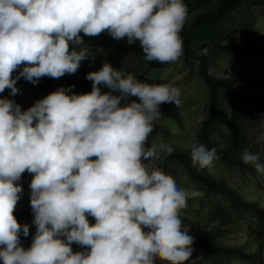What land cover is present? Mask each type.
Instances as JSON below:
<instances>
[{
    "label": "clouds",
    "instance_id": "obj_1",
    "mask_svg": "<svg viewBox=\"0 0 264 264\" xmlns=\"http://www.w3.org/2000/svg\"><path fill=\"white\" fill-rule=\"evenodd\" d=\"M187 15L184 0H0V93L7 88L15 96L20 78L35 85L45 76L75 74L85 59L94 61L81 33L126 37L129 45L140 42L147 61L176 62ZM86 79L91 92L61 86L25 111L0 98V260L196 264L199 257L190 259L195 238L179 215L187 193L155 166L173 148L146 146L160 105L180 107L179 89L125 77L108 62ZM190 155L194 166L213 172L215 148L193 144ZM241 159L264 174L258 154L245 150ZM26 171L33 174L36 227L27 249L21 233L27 237L29 225L13 214ZM73 243L84 250L74 252Z\"/></svg>",
    "mask_w": 264,
    "mask_h": 264
},
{
    "label": "trees",
    "instance_id": "obj_2",
    "mask_svg": "<svg viewBox=\"0 0 264 264\" xmlns=\"http://www.w3.org/2000/svg\"><path fill=\"white\" fill-rule=\"evenodd\" d=\"M184 3L188 15L180 33L183 54L179 60H182L190 75L196 74L202 80L207 93L206 113L198 124L195 141L209 150L215 148L216 160L222 164L238 168L242 173L253 174L258 187L264 190V174L258 173L252 165L244 164L241 159V154L247 150L258 154L260 162L264 163V140L259 139L264 136V83L251 72L221 77L209 72L210 66L220 59L232 62L244 59L255 63L264 61V48L245 38L253 18L264 12V0H184ZM130 46L136 60L132 66L118 70L125 77L132 74L149 84L164 83L165 63L147 61L139 41ZM98 70L80 66L75 74H65L58 79L45 76L35 85L20 78L16 83L19 92L12 96L11 90L6 88L0 93V98L12 99L16 103L23 101L31 107L36 100L61 86H74L72 91L78 94L91 92L92 82L86 79V75ZM16 74L14 72L13 76ZM246 83L248 87L240 89ZM101 91L107 92L109 89L101 86ZM131 99L139 102L138 98ZM155 134L168 137L171 131L160 120L148 137ZM190 152L191 148L173 149L171 155H161L156 167L175 180L176 170L180 167L182 173L195 182L206 196L219 198L209 211L212 225L204 231H189V235L195 238L191 259L203 256L217 264H234V261L264 264V207L247 199L227 180L215 177L198 165L194 166ZM235 213L249 214L254 222L252 232L256 249L253 252L241 246L229 245L224 240L226 225ZM13 214L19 224L29 225V235L24 237L21 233V245L27 249L36 232L32 224L34 214L31 206ZM88 220L90 224L95 223L93 217L89 216ZM71 247L74 252L84 250L75 243ZM0 264H3L2 260ZM155 264L166 263L156 260Z\"/></svg>",
    "mask_w": 264,
    "mask_h": 264
},
{
    "label": "rangeland",
    "instance_id": "obj_3",
    "mask_svg": "<svg viewBox=\"0 0 264 264\" xmlns=\"http://www.w3.org/2000/svg\"><path fill=\"white\" fill-rule=\"evenodd\" d=\"M252 24L245 33L248 41L258 43L264 48V12L253 18ZM85 45L89 46L95 55V60L90 58L81 62L82 67L90 69H100L105 62L110 63L113 68L120 69L132 66L136 60L131 53V46L126 44L127 38L120 40L113 39L108 33H101L98 36L89 37L81 35ZM75 47V46H70ZM209 72L214 75L229 76L232 74H242L251 72L258 75L264 83V61L255 63L249 60L229 61L227 59L216 60L209 68ZM164 83L172 84L179 89V99L181 105L178 108L175 103H165L160 105L161 116L153 122V126L162 120L164 125L171 131V135L163 137L155 134L148 137L146 146L167 144L173 149L191 148L195 141V133L198 124L206 113L207 93L205 85L196 74L190 75L189 70L183 65L182 60L165 63V73L163 74ZM248 84H244L240 89H245ZM59 88V87H58ZM252 91V88H249ZM264 91V90H263ZM21 110L29 108L28 103L18 102ZM156 162L155 166L157 165ZM213 172L215 177L227 180L237 191L247 199L256 201L264 207V190L257 185V179L253 174L242 173L238 168L226 166L214 160ZM180 167L176 170V181L178 187L187 193L186 207L180 210L179 215L182 220L183 228H188L190 232L204 231L212 225L210 221V209L215 205L219 198L217 196H206L198 185L186 177ZM204 170L208 171L207 168ZM209 172V171H208ZM31 175L27 171L23 173V178L18 182L22 186L21 198L17 202L15 211H22L30 205V182ZM227 232L224 240L229 245L241 246L248 252L256 249L254 234V222L249 214H233L231 222L226 225ZM191 259V258H190ZM193 258L192 260H195ZM162 263H166L162 261ZM189 264V262H185ZM196 264H217L211 258L196 259ZM234 264H247L245 261H234Z\"/></svg>",
    "mask_w": 264,
    "mask_h": 264
}]
</instances>
